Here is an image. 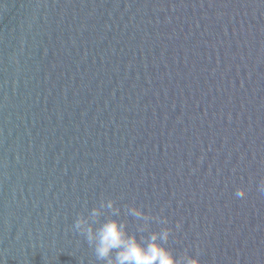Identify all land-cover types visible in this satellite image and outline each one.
I'll return each mask as SVG.
<instances>
[{
    "label": "water",
    "instance_id": "95a60500",
    "mask_svg": "<svg viewBox=\"0 0 264 264\" xmlns=\"http://www.w3.org/2000/svg\"><path fill=\"white\" fill-rule=\"evenodd\" d=\"M261 183L264 0H0V264H105L93 208L264 264Z\"/></svg>",
    "mask_w": 264,
    "mask_h": 264
},
{
    "label": "clouds",
    "instance_id": "9594fccd",
    "mask_svg": "<svg viewBox=\"0 0 264 264\" xmlns=\"http://www.w3.org/2000/svg\"><path fill=\"white\" fill-rule=\"evenodd\" d=\"M259 191L264 192V183H261ZM244 190H238L236 196L244 197ZM102 207L114 209V201H107ZM119 210L113 211V215H118ZM129 214L135 218L148 219V216L138 208H130ZM101 212L93 208L90 216L92 220L80 216L74 223V228L85 235L90 245L94 247V252L98 260L105 264H183L164 247L160 241H167L170 229H165L161 233H152L147 239H138L136 235L129 234L127 224L118 219H107L99 223ZM167 223V221H164ZM99 224L98 227L94 225ZM180 227L179 224L176 225ZM143 231V229H139ZM186 264H199L197 259H188Z\"/></svg>",
    "mask_w": 264,
    "mask_h": 264
}]
</instances>
